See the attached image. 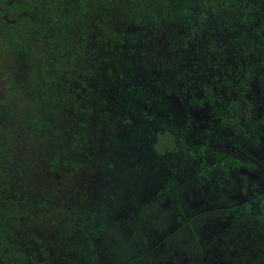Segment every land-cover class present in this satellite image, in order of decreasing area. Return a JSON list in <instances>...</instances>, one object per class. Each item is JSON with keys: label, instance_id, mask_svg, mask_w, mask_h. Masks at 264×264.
Masks as SVG:
<instances>
[{"label": "rangeland", "instance_id": "1", "mask_svg": "<svg viewBox=\"0 0 264 264\" xmlns=\"http://www.w3.org/2000/svg\"><path fill=\"white\" fill-rule=\"evenodd\" d=\"M250 4L255 8L252 12L243 15L239 8L238 14L229 13V22L223 21L222 11L218 17L208 13L204 19L191 16L190 21L198 29L203 49L206 36L226 47L225 66L242 77L245 65H250L255 79L246 94L250 103L246 113H251L253 120H263L261 146L256 149L239 129L222 128L218 118L185 107V100L176 96L182 89L185 93L190 89L200 92L195 85L200 77H188L182 71L196 59L191 50L186 52L190 61L169 53V40L163 30L159 35L147 30L125 48L128 61H123L121 67L126 76L117 80L124 103L116 100V107L128 114L136 128L148 127L152 131L176 125L183 131L178 132L184 139L180 154L165 156L154 169L153 179L143 176L148 173L144 166L127 161L118 147L106 143L105 133L91 122L81 134L87 139L93 136L92 145L79 143L70 148L72 135L80 132L76 127L82 115L63 113V108L47 110L26 100L21 91L13 94V84L24 79L27 69H32L38 78L40 60L0 49V186H5L0 199H13L15 203L18 216L6 225L14 238L7 237L6 241L10 247L20 249L22 264H264V246H257L260 239L249 234L247 217L240 213L245 202L251 204L249 210L257 206L255 194L262 193L264 197V84L259 83L264 77V52L254 45L248 58L242 57V46L249 48L244 39L260 43L254 29L264 22V0H247L244 7ZM186 6L189 16L195 9ZM4 17L13 22L19 15L14 11ZM35 46L43 59L46 47ZM203 53V64L207 58L214 59L211 53ZM211 68L207 67L209 75ZM216 74H220L219 70ZM129 86L132 92L136 91L132 86L149 88L153 95L170 103L171 117L147 120V115L141 114L146 106L124 93ZM168 87L171 92L166 95ZM223 88L217 91L228 93ZM34 111L51 120L61 134L53 136L48 123L44 128H27L25 121ZM157 113L159 116L162 111ZM91 118L96 119L95 115ZM121 125L120 122L118 126ZM137 138L151 142L144 135ZM199 145H205L202 153ZM211 149L234 158L244 156L242 161L253 160L257 168L233 164L226 170L225 164L214 162ZM67 151L71 157L76 153L78 157L72 161H81L80 167L67 170L61 165L62 159L51 165L56 155L61 154L60 158ZM202 161L204 170L199 166ZM141 179L145 193L136 192L134 187L127 189L125 180L139 184ZM238 215H242L241 220ZM6 228L4 237L9 231ZM7 251L0 248V264H15L2 256ZM43 251L46 256H42Z\"/></svg>", "mask_w": 264, "mask_h": 264}, {"label": "trees", "instance_id": "2", "mask_svg": "<svg viewBox=\"0 0 264 264\" xmlns=\"http://www.w3.org/2000/svg\"><path fill=\"white\" fill-rule=\"evenodd\" d=\"M4 2L8 4L5 5ZM246 2L247 0H0V49L19 56H33L40 60L38 78L36 79L37 76L32 69H27L24 79L17 80L13 84V87L15 86L13 94L17 93L16 90L21 91L22 97L26 100L33 104H41L47 110L61 111L63 108V113L70 111L74 115H82V120L78 122L79 127H76L80 132L72 135V140L68 144L70 148H76L79 143L92 145L93 136L87 139L81 134L91 122L95 128L105 133L106 143L118 147L127 161L144 166L145 172L148 173L143 176L153 179L154 169L165 156L180 154L184 139L178 132L183 131L176 125L172 128L168 126L163 130L152 128V131L148 127L147 130L136 128L133 121L127 118L128 114L121 113L122 108L116 107L115 102L118 100L124 103L117 80L126 76L125 70L121 67L123 61H128L125 59L127 58L125 48L130 44L133 45L138 40L135 37H141L147 30H152L158 35L159 31L163 30L169 40V53L190 61L186 52L191 50L196 58L195 61L192 60V64L187 63L188 67L185 65L186 68L183 67L182 71L188 77H200V82L195 83L200 92L195 93V90L190 89L185 93L184 89H179L185 94L183 97L178 93L176 96L179 100H185V107H190L191 110H201L207 112L205 114L208 116L218 118L222 128L239 129L241 136L256 149L261 146L260 122L262 123L263 120L259 118L253 120L252 114L246 113L250 106L246 94L251 91L249 83L254 78L250 65H245L243 75L240 77L238 72L230 69V66H225L228 55L226 47L219 44L214 37L206 36L203 49L199 35L196 33L198 29L194 28L190 21L191 16L204 19L208 13L218 17L222 11L223 21L229 22L232 20V15L229 16L230 12L238 14L240 8L244 15L255 9L251 4L244 7ZM177 5L179 9L176 8ZM186 5L195 9L192 10L190 17L187 15L189 8ZM174 8L177 12H174ZM14 11L19 17L13 22L8 21L4 16ZM178 28L182 31H178ZM263 32L264 22L261 21L259 27L254 29L255 35L260 38V43L256 45L257 42L252 38L244 39L249 44V48L242 46V57H245V60L248 58L249 49L254 50V45L258 51L264 52ZM37 44H44L47 49L43 59L35 51ZM89 47L91 49L88 51ZM203 52L211 53L214 59L208 61L207 58V63L203 64L202 60L206 54ZM121 54L122 56H119ZM78 62L80 65H77ZM262 63L264 64V61ZM207 67H212V75H209ZM238 69L242 70L240 66ZM217 70L220 72L219 75L216 74ZM188 83H191V78ZM259 83L264 84V77ZM132 87L136 91L132 92L133 89L129 86L124 93L130 94L135 103H143L146 106L147 109H142L141 114L147 115V120L159 118L165 120V117H171L170 103L163 102L159 95V97L153 95L149 88ZM223 87L228 93L217 91V89L223 91ZM170 92V87L164 91L166 95ZM135 108H139V105ZM159 110L162 113L157 116ZM92 115H95L96 119L91 118ZM50 121L34 111L25 124L27 128H44L48 123L51 127L49 129L54 133L53 136L61 134V131L54 129L57 126ZM116 121L121 122V127L118 126L120 122ZM210 130L207 129L208 132ZM143 135L151 139L150 144L138 140L137 136ZM121 145L126 146L121 147ZM204 146H198L199 153H202ZM236 146L239 147V144L237 143ZM149 148L151 151H148ZM244 148L240 146L243 152H245ZM210 151L214 155V162L225 164L226 170L233 164L236 167L244 164L247 168L250 166L257 168L253 160L242 161L244 156L239 159L223 151L212 149ZM63 153L65 155L60 158L61 154L56 155L51 165L58 164V159H62L61 165L67 170L77 169L82 165L79 160L77 164H73L72 160L76 153L72 154V157L69 151ZM82 153L87 156L86 151ZM199 166L205 168L204 162L202 161ZM140 181L143 180L135 184L125 180L127 189L134 187L136 192L142 191L141 187L144 185ZM139 185L140 188H137L136 186ZM3 187L5 186H0V191ZM144 191L142 193H145ZM253 201L257 202L253 211L249 210L251 204L245 202L240 213L247 217L246 227L249 234L260 239L261 243L257 246H264L263 194H255ZM17 216L13 199H0V248H8L2 256L13 260L15 264H22L24 256L20 249L10 247L6 241L7 237L14 238L10 227L6 225L12 219L16 220ZM241 216L238 215V219L241 220ZM6 227L9 231L4 237L3 230ZM46 255L43 251L42 256Z\"/></svg>", "mask_w": 264, "mask_h": 264}]
</instances>
